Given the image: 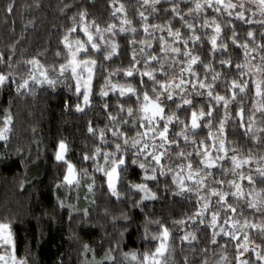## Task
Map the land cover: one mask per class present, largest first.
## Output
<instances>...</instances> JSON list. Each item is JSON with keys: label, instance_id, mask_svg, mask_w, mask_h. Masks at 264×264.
Returning <instances> with one entry per match:
<instances>
[{"label": "trees", "instance_id": "trees-1", "mask_svg": "<svg viewBox=\"0 0 264 264\" xmlns=\"http://www.w3.org/2000/svg\"><path fill=\"white\" fill-rule=\"evenodd\" d=\"M142 3L143 0H118L115 5L116 7H119V4L124 5L127 19L132 21L131 27L137 30L133 34L132 32H119L120 18L124 16V13H117L113 16L114 9L110 0H0V53L4 56V62L0 63V72L12 73L9 82L0 88V127L3 126L2 121L6 110L13 117L12 131L7 146L5 147L4 141H0V220L11 221L12 231L17 241V255L26 256L28 264H84L86 259L89 260L91 257L93 259L92 252L85 253L83 248L85 243L95 250V261L100 260L109 249H112V255L115 257L114 264H129L122 253L138 250L142 254L146 250H154L158 242L151 240V236L160 229L159 225L152 221L157 220L162 221L172 234L165 256L166 264H204L205 261L211 264L224 252H227L231 264H235V241L221 235L217 237L216 244L211 243L213 229L208 227L211 212L205 214L204 224L199 223V220L188 219L199 206L197 193L193 191L175 194L177 190L172 183V175L180 171L179 164L186 163L183 158L176 156L177 149L175 148L162 161L166 166L172 167L173 172L166 176L158 174L157 182H149L152 190L157 192L158 198L145 201L142 209L132 206V203L139 199V193L130 191L127 182L128 180L141 182L142 172L137 166H130L125 181L120 184L122 193L120 200L111 195L104 178L99 173L95 174L96 184L93 192L87 190L86 185L90 182L88 178L82 180L79 188L63 186L57 188V184L62 181L65 174V165L55 160L59 141L64 140L69 146L67 159L71 160L77 169L87 168L91 175L92 161H84V154L91 155L96 146L114 150L111 141L115 138L108 129L116 125L109 121L108 113L111 112L112 115L117 116L118 121L130 120L132 118L127 117V107L132 106L134 110L138 107L134 96L128 99L127 96L120 97L117 92L109 93L108 97H101L99 90L109 71L116 68H127L131 65L133 49L136 51V58L141 61L137 67L144 68L142 61L145 57L140 52L142 45L139 41L148 37L145 36L141 27L144 21L141 20L139 12L144 11L145 15H148L150 24L164 25L171 20L172 27L179 28L184 37L190 35L178 17L173 18L170 11L164 12L165 8L170 7L166 0H162L157 6L159 8L157 12H151V9L146 6L142 7ZM9 4L13 5L11 12L7 11ZM244 5L245 18L252 19L254 21L252 24L236 19L235 15L229 18L226 13L217 14L211 9L207 11L209 18L215 15L222 25L223 30L218 43H227V50L217 49L213 53L211 44L208 42V36L212 34V30H202L199 26L196 31L201 36V41L195 45L189 41L192 53L200 56L205 64L211 63L215 71L221 73L214 85L215 91L221 95H231L228 88L231 80L240 79L235 65L244 62L243 49L233 44L231 40L233 27L239 44H243L246 40L250 47H255L257 43H264V35L261 34L264 29L255 22L264 20V16H261L252 4L244 3ZM189 6L191 5L180 3L182 13H186ZM240 10L237 4L233 12ZM81 11H86L88 21L96 20L101 28H106L109 23L117 26L114 29L115 36L105 33V37L118 43V54L110 61H105L103 54L96 56L98 64L91 104L84 106L83 111H77L76 105L81 103V96L75 93L74 84L70 81L71 77L68 73L64 80L59 78L54 88L46 84L43 86L31 84L30 90L24 91L22 95L18 94L15 90L16 85L11 80L14 78L19 82L21 78L27 77L31 65L26 61L35 57L48 71H52L53 66L58 69L59 64L64 62L66 50L61 43L62 37L72 26L73 17L79 21ZM186 19L193 21L191 16H186ZM229 19L232 21L231 24L228 23ZM200 22L202 21L197 24L199 25ZM125 27L129 26L125 25ZM249 30H253L255 42L247 36ZM154 35L157 39L152 41L153 47L145 48V51L162 56L158 37L164 35L169 42L171 38L167 37L166 31L164 33L156 31ZM80 37L84 38L82 34ZM133 40L136 41L135 44L130 43ZM179 46L183 50V45ZM57 52H60V56H57ZM260 52L261 50H258L250 54L252 64L260 63ZM178 59L183 60L184 57L181 55ZM221 60H231L232 63L222 66ZM9 63L12 65L11 68L8 67ZM172 63L170 59L165 63L168 77L179 76V69L183 65L175 64L173 67H168ZM151 67L158 69L160 65L152 62ZM194 68L203 79L205 75L203 64L198 62ZM212 75L213 73L209 71L208 82H211ZM157 78L165 77L157 72ZM253 78L252 76L243 77L249 81ZM113 79L119 83L131 82L139 88L138 76L135 79L126 78L121 73ZM144 79L150 91L151 82L147 80V77ZM189 91H192L190 86ZM236 92L237 99L229 105L230 116L225 123L223 133L229 149L228 156L237 154L240 158L248 155L255 157L256 159L250 165H245L243 170L245 173L251 171L257 180L256 187L261 188L264 184L260 183V178L256 173V163L258 161L264 163V160L260 159L264 158V132L260 131L264 129V114L255 113V123H253L252 130L248 131V117L255 111L253 108L255 88L250 82L245 93H240L238 89ZM195 99L194 107L197 109L203 107L207 112L209 98L205 95L195 97ZM105 103L109 105L108 109L103 107ZM121 103L125 105V112H119ZM241 106L244 109L245 127L240 126L241 120L237 116ZM213 108L211 128L215 135H219L217 129L220 120L224 118L225 110L222 104L213 105ZM175 110V105L171 103L165 107L166 113ZM177 115L182 120H189L190 110L180 111ZM90 123L96 132L95 135L88 131ZM204 123H207V119ZM120 127L128 132L129 136L135 135V132L131 131V124H122ZM101 128L105 130L108 145H101L98 138ZM179 130L180 126L173 123L170 126V136ZM254 135L258 139H253ZM201 138H204L209 146L211 145L212 141L208 139L207 128L202 127L198 130L195 137L197 143ZM117 142L121 141L117 140ZM180 147L186 152L193 149V145L185 144L182 138H180ZM232 149H235V153ZM220 164L222 167L213 169V176L209 177L207 182L212 187H222L228 191L227 183L218 185L215 181L232 179L231 171L226 175L223 172L225 168L230 170L232 164L228 158ZM193 166L194 168L200 167L195 154H193ZM243 184L247 186V181ZM200 195H207V190H202ZM216 199L212 198L211 208L219 210L223 218L225 210L219 208ZM60 200L64 201V207L60 206ZM228 202L237 207L238 213L243 208L244 216L249 220L254 222L264 220L260 213L254 214L253 210L247 209L243 201L238 202L229 196ZM68 205L73 207L70 209ZM85 209L87 216L84 215ZM124 214L129 217L128 220L123 219ZM238 218L243 222V217ZM180 219H185L186 224L173 223ZM220 222L223 223V219ZM145 228L148 230V239L144 238ZM185 232L194 233L197 239L191 242L183 240ZM256 242L257 244L264 242V238L257 230ZM221 245L225 247L222 248ZM247 259L254 260L251 255Z\"/></svg>", "mask_w": 264, "mask_h": 264}, {"label": "snow or ice", "instance_id": "snow-or-ice-1", "mask_svg": "<svg viewBox=\"0 0 264 264\" xmlns=\"http://www.w3.org/2000/svg\"><path fill=\"white\" fill-rule=\"evenodd\" d=\"M118 0H110L113 7L112 15L117 13H124V16L120 18L119 32L136 33V28L131 27L132 21L127 19L125 8L123 4H119L116 7ZM162 0H143L142 7L146 6L151 9V12L159 11L157 7ZM170 5L169 8H165L164 12L169 11L173 18L178 17L182 22V26L185 27L190 35L184 37L179 28L174 29L172 27L171 20L166 24H150L148 23V15H145L144 11L139 12V16L144 23L141 25L147 39H142L139 43L142 45L140 52L144 55L143 65L144 68L137 67L141 63L136 58V51L133 49L132 63L127 68H116L109 71L104 77V83L101 85L99 95L101 97H108L109 93H119L120 97L127 96L128 99L135 97V101L138 107L134 110L132 106H128L126 109L127 117L132 119L117 120V116L108 113L109 121L114 123V128H109L113 138L111 143L114 145V150H108L101 146H96L91 155L85 153L83 156L84 161H92L93 172L90 175L88 169H77L76 165L69 159L67 154L69 152V146L64 140H60L57 150L55 152V160L62 162L65 165V174L62 181L57 184L59 187L72 188L81 187L82 180L88 178L90 180L86 187L89 192H93L96 184V173L102 175L107 185V189L112 196L117 200L121 199L122 193L120 191V184L126 179V174L129 172L130 166H137L141 172V182H133L128 180V187L130 191L139 193V199L132 203L133 207L142 206L145 201H153L158 198L157 192L153 191L149 186V182H157L159 176H166L168 173H172L173 169L170 166H166L162 161L168 155V153L177 149L176 156L183 158L186 163L178 165L180 171L175 172L172 175V183L176 187L175 194H183L185 192L195 191L198 195V208L192 216L188 217L189 220H199V223H205V214L211 212V218L208 221V227L213 229L211 243H217V237L223 235L230 238L231 241H235L236 254L234 257L235 264H264V242L256 244L255 248L250 247L254 241L251 239L250 230H257L262 238H264V220L252 221L244 216L243 208L240 212H237V207L228 202V197L231 196L236 201H243L247 209L253 210V213H260L261 217H264V187L257 188V180L251 171L245 173L243 170L245 165H250L256 158L252 155L240 158L237 154L228 156L229 149L226 146L225 137L223 136L225 130V123L230 116L228 111L230 103L237 99L236 89L240 93H245L249 87V83L255 88V99L253 100V108L255 111L248 117L247 130L251 131L253 123H255V113L260 112L264 114V43H257L255 47H250L249 42L246 40L243 44H239L237 33L235 28L232 29V43L243 49L244 62L235 65L236 70L239 72L240 79H232L228 86L231 95H221L215 91V82L219 79L221 73L216 72L211 63L205 64L200 56L194 55L189 48V41L195 45L201 41V36L197 34V26L200 29H211L212 34L208 36V42L211 44V51L215 53L217 49L227 50L228 44L218 41L220 40L222 33V25L217 21L216 16L208 17L207 11L211 9L214 13L224 14L226 13L229 18L235 15L236 19L244 21L247 24H252V19H246L243 11L244 3L239 4L240 11L233 12L237 8V4L232 0H166ZM250 3L256 6V11L264 16V0H249ZM180 3H187L191 6L187 8L186 13H182ZM67 7V5L65 6ZM13 8L12 4L7 6V11L11 12ZM151 13H149L150 15ZM255 14V13H253ZM186 16L193 17V21L190 22L186 19ZM72 26L69 27L62 37L61 43L66 50L64 62L60 63L58 69L53 66L52 71L57 73V76L53 77L49 74L48 69L41 64L40 60L33 57L26 61L31 65V69L26 78H21L17 82L14 78L11 80L16 85V92L23 94L24 91L30 90V85H48L54 88L60 77H64L66 73L70 74L71 79L74 81L75 93L78 96L82 95L83 105L89 106L91 104V97L93 96L94 79L96 76V69L98 61L96 56L103 54L105 61H110L114 56L118 54L119 45L113 39H106L105 33H110L112 36L116 35V25L109 23L106 28H101L100 24L96 20L88 21L87 12L81 11L79 13V21L75 17L72 18ZM202 21L197 24V22ZM260 24L264 29V20L255 21ZM231 24V19L228 20ZM128 25L129 27H125ZM151 30V31H150ZM156 31L164 33L168 38H171V42L164 35L158 37L160 45V53L162 56L156 55L154 52H146L145 48L151 49L153 47L152 41L157 39L154 35ZM75 34V35H74ZM83 35V39L80 37ZM264 35V32L261 33ZM247 36L255 42V35L253 30L247 32ZM98 38V39H97ZM135 44L136 41H130ZM183 45V50L179 46ZM260 52V63L251 64L250 54ZM183 56L184 59L180 60L178 57ZM57 56H60V52H57ZM171 60L173 63L168 67H173L175 64L183 65L179 69V76L168 77V73L165 71V63L167 60ZM255 59V57H252ZM11 60V57H9ZM4 62V56L0 53V63ZM156 62L160 65L158 69L152 68L151 63ZM203 64L205 69L204 78H200V74L195 70L194 65L197 63ZM231 60H221L220 64L231 65ZM8 67L12 65L9 63ZM213 73L211 82H208V73ZM157 72L161 73L165 78L158 79ZM122 75L126 78L135 79L139 77V88L131 82L119 83L114 81V76ZM187 74L188 78H185ZM257 74H259L257 76ZM245 76L254 77L251 81L243 79ZM12 73L5 74L0 72V88H3L7 82H9ZM151 82V90L146 87V81ZM191 87V92L189 91ZM203 90V91H202ZM194 93V95L192 94ZM207 96L208 110L207 112L203 107L197 109L194 107L196 104L195 97ZM174 104L175 111H169L166 113L165 107L167 104ZM223 105L224 118L219 122V128L217 132L219 135H215L212 131V115L213 105ZM105 109H108L109 105L105 103L103 105ZM77 111H83L80 104L76 105ZM190 119L182 120L177 115L180 111H189ZM119 112H125V105L119 104ZM237 116L240 117L241 127H245L244 123V109L241 106L237 112ZM207 119V123L204 121ZM13 117L11 113L6 110L2 121V127H0V141L5 142V147L10 139L12 131ZM176 123L180 126V130L170 136V126ZM131 124V131L135 132L134 136H129L128 132L123 131L120 125ZM138 125V127H137ZM202 127L208 129V139L212 141L209 146L204 138H201L197 143L195 137L198 134V130ZM88 131L96 134L95 130L89 124ZM264 132V129H260ZM98 138L101 141V145H108L109 141L106 137L105 130L99 129ZM180 138L184 143H191L193 145L192 151H184L180 147ZM253 139H258L255 135ZM117 140L121 142H117ZM134 150V151H132ZM235 153V149H232ZM215 153V155L213 154ZM193 154L198 160L200 167L193 166ZM228 158L231 161L232 168L223 169L226 175L231 171L233 178L225 181L224 179H218L215 181L218 185H224L227 183L229 190L225 191L222 187H212L208 184V178L213 176V169L222 167L221 161H225ZM264 160V158H260ZM256 173L260 178V183L264 184V163H256ZM247 181V186L243 184ZM191 182V184L189 183ZM207 190V195H200L202 190ZM215 197L216 204L220 209L225 210V215L221 218L219 210H213L211 208L212 198ZM60 206L64 207V201H59ZM71 209L73 206L68 205ZM231 213V215H229ZM84 215L87 216V210H84ZM238 217H243V222ZM71 220V215L69 216ZM123 219L128 220L129 217L124 214ZM223 219V223L220 220ZM159 225V231L153 233L151 240L157 241L154 250L144 251L142 254L138 250H132L122 253L125 259L129 261V264H166L165 256L169 249V241L171 239V232L169 228L162 221H152ZM174 224L185 225V219L175 220ZM227 226V227H226ZM123 235V233H121ZM145 239H148V230L145 228ZM186 241H195L196 235L191 232H185L182 237ZM225 247V245H221ZM85 253L92 252L93 260L95 261V250L90 247L89 244L83 245ZM254 256V260H248L245 254ZM115 257L112 255V249H109L105 255L96 261V264H114ZM220 264H231L228 260L227 252H224L219 257ZM0 264H28L26 256L17 255V241L11 227V221L0 220ZM207 264V261L204 262Z\"/></svg>", "mask_w": 264, "mask_h": 264}, {"label": "rangeland", "instance_id": "rangeland-1", "mask_svg": "<svg viewBox=\"0 0 264 264\" xmlns=\"http://www.w3.org/2000/svg\"><path fill=\"white\" fill-rule=\"evenodd\" d=\"M232 1H234L235 3H237V4H240V3H249V4H252V3H250L249 2V0H232ZM253 6H255L254 4H252ZM256 7V6H255ZM252 64V63H251ZM49 74L51 75V76H53V77H55V76H57V73L56 72H52V71H49ZM70 75V74H69ZM186 75V77L185 78H188L187 77V74H185ZM257 76H258V74H257ZM65 77H67V74H65V76L64 77H60V79H63L64 80V78ZM70 81L74 84V81L72 80V79H70ZM70 82V83H71ZM71 83V84H72ZM80 105H81V107L83 108L84 107V105H83V99H82V95H81V103H80ZM250 236H251V239L254 241V243L253 244H251L250 245V247H252V248H255L256 247V244H257V242H256V230H250ZM250 255L249 254H245V257H243V258H248ZM252 256V255H251ZM253 258H254V256H252ZM96 261H99V260H96ZM96 261H94L93 259H92V257L89 259V260H85V262H84V264H96ZM211 264H220V262H219V257H217Z\"/></svg>", "mask_w": 264, "mask_h": 264}]
</instances>
